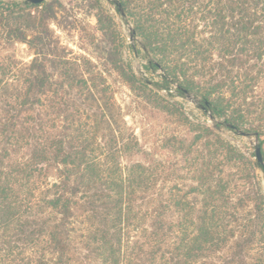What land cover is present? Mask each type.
<instances>
[{
	"label": "trees",
	"instance_id": "1",
	"mask_svg": "<svg viewBox=\"0 0 264 264\" xmlns=\"http://www.w3.org/2000/svg\"><path fill=\"white\" fill-rule=\"evenodd\" d=\"M107 2L145 69L160 71L116 68L134 111L175 117V83L216 127L254 136L264 162V0ZM52 19L44 2L0 0L3 48L33 52L0 59V264H264L252 182L264 165L186 118L166 135L151 126L146 149L103 76L54 40Z\"/></svg>",
	"mask_w": 264,
	"mask_h": 264
},
{
	"label": "rangeland",
	"instance_id": "2",
	"mask_svg": "<svg viewBox=\"0 0 264 264\" xmlns=\"http://www.w3.org/2000/svg\"><path fill=\"white\" fill-rule=\"evenodd\" d=\"M44 3L48 4L55 13L56 20L49 21V29L54 40L59 42L68 57L76 58L80 65L88 62V67L93 72L103 76L114 92L115 101L125 111L126 123L146 149L153 147L154 131L166 135L174 128V130H184L182 124H186L184 120L186 118L188 122L210 127L220 137L238 148L249 161H256L254 154L258 140L254 136H243L224 127H216L213 120L197 108L191 95L186 97L175 95V83L171 85L173 96L165 97L179 110V113H174L175 117L161 113L156 119L146 121L134 111V96L116 68L131 69L137 77L144 76L154 80H157L156 75L160 71L151 74L145 69L146 58L143 51L137 53L131 49V45L136 44V50H139V38L134 36L132 26L121 19L107 0H45ZM4 49L0 43V59L5 54L17 58L33 57V52H28L24 45H14ZM161 95L166 94L162 91ZM260 140H264V136ZM167 157L169 155L166 150L159 152L158 159L161 163L166 165ZM171 158L175 162V159ZM176 168H180L179 161ZM254 174L255 178L252 182L264 196V174L260 170H255ZM174 181L180 183L177 178Z\"/></svg>",
	"mask_w": 264,
	"mask_h": 264
},
{
	"label": "water",
	"instance_id": "3",
	"mask_svg": "<svg viewBox=\"0 0 264 264\" xmlns=\"http://www.w3.org/2000/svg\"><path fill=\"white\" fill-rule=\"evenodd\" d=\"M30 3L32 4H40L42 2H44L45 0H28ZM241 135H245L243 133H240ZM255 159L258 163L264 165V162H263V158H262V155H261V150L259 147H255Z\"/></svg>",
	"mask_w": 264,
	"mask_h": 264
}]
</instances>
